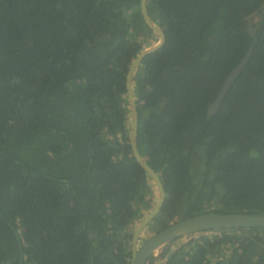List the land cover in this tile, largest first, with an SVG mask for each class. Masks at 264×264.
Here are the masks:
<instances>
[{"label":"trees","instance_id":"obj_1","mask_svg":"<svg viewBox=\"0 0 264 264\" xmlns=\"http://www.w3.org/2000/svg\"><path fill=\"white\" fill-rule=\"evenodd\" d=\"M139 4L0 0V264H129L127 232L152 189L128 132L126 74L151 37ZM263 8L147 0L165 41L133 86L137 149L165 192L155 233L205 213L264 214ZM206 233L166 246L165 264H264V228Z\"/></svg>","mask_w":264,"mask_h":264},{"label":"water","instance_id":"obj_2","mask_svg":"<svg viewBox=\"0 0 264 264\" xmlns=\"http://www.w3.org/2000/svg\"><path fill=\"white\" fill-rule=\"evenodd\" d=\"M139 9L143 18L144 24L147 28L156 34L157 43L154 46L145 47L132 61L128 72L126 74V99L128 104V110L131 120V132H130V148L132 156L141 169L146 173L149 180L153 182L157 189L158 199L155 206L152 208L148 216H146L141 223L136 227L131 238L130 249V263L129 264H146L152 254L163 246H166L177 239L192 234H202V232H218V230L229 229H259L264 228V214L256 213H208L190 216L184 219L175 220L171 222L167 227L159 232L149 235V237L143 241L141 246L138 245V241L144 231L147 230L149 224L154 217L160 212L165 199V192L162 182L158 176L146 163L145 159L139 154L136 145V137L138 130V115L134 99V86L133 79L136 71L139 69L142 60L157 51L164 44L165 37L163 30L155 24L149 17L147 12V0H140ZM252 47L247 51L245 56L240 62L230 71L225 78L222 87L208 109V117L213 115L219 108L225 94L236 79V77L242 72L243 68L247 64Z\"/></svg>","mask_w":264,"mask_h":264},{"label":"rangeland","instance_id":"obj_3","mask_svg":"<svg viewBox=\"0 0 264 264\" xmlns=\"http://www.w3.org/2000/svg\"><path fill=\"white\" fill-rule=\"evenodd\" d=\"M263 11H264V8H263ZM260 20H261V13H255L254 15H252V16H250L248 18L247 22H248V25H249L251 33L254 32L255 26L259 23ZM149 33L151 34L150 41H149L148 44H146L145 47L154 46L157 43V41H158L156 34H154L151 31ZM143 34L144 33H142L141 35L144 36ZM143 39H144V37H140V40H143ZM128 132H129V135H130V130L129 129H128ZM150 185L152 187L151 193L146 196V202H147V205H148L147 209H150V210L146 209L145 211H141L139 213L138 219L135 220L133 225H132V227H130V229H128V232H127L128 234H131V235L133 234V232L136 229V227L141 223V221L146 216H148V214L150 213V211L152 210V208L155 206V204L157 202V199H158L157 189H156L155 185L153 184V182L151 180H150ZM217 207L218 206L215 204V202H211V204L206 205L207 210H213V209H216ZM175 220H179V219H175ZM154 228H156V225H154V224L150 225L149 224L147 230L144 231V233L141 235V237H140V239L138 241V246L143 243V241L146 239V237H148L149 235L151 236V234L154 233L153 232ZM200 235L201 234H194V235L192 234V235L185 236V237H182L180 239H177L174 242L168 244L169 247L166 250H169V252L171 253V252L175 251L178 247H180L182 244L187 243L190 239L195 240V239L199 238ZM212 235H214L213 232H210L208 234L206 233V236H212ZM168 245H166V246H168ZM166 246H163L160 249H157L152 254V256L150 257L151 258V264H165L166 258L168 256V253H166L164 251Z\"/></svg>","mask_w":264,"mask_h":264},{"label":"flooded vegetation","instance_id":"obj_4","mask_svg":"<svg viewBox=\"0 0 264 264\" xmlns=\"http://www.w3.org/2000/svg\"><path fill=\"white\" fill-rule=\"evenodd\" d=\"M221 87H222V86H221ZM218 93H219V92H218ZM217 95H218V94H217ZM216 97H217V96H216ZM212 103H213V102H212ZM220 105H221V104H220ZM219 107H220V106H219ZM217 110H218V109H217ZM217 110L214 112V114L217 112ZM214 114H213V115H214ZM211 116H212V115H211ZM211 116H209V117H211ZM151 232H152V231H151ZM154 233H155V232H154ZM202 233H205V232H202ZM152 234H153V233H152ZM148 237H149V236H148ZM148 237H146V239H147ZM146 239H145V240H146ZM130 243H131V242H130ZM141 245H142V244H140L139 246H141ZM137 246H138V245H137ZM139 246H138V247H139ZM130 249H131V244H130ZM130 252H131V251H130ZM129 263H130V258H129ZM146 264H147V262H146Z\"/></svg>","mask_w":264,"mask_h":264},{"label":"built area","instance_id":"obj_5","mask_svg":"<svg viewBox=\"0 0 264 264\" xmlns=\"http://www.w3.org/2000/svg\"><path fill=\"white\" fill-rule=\"evenodd\" d=\"M208 233V232H207ZM210 233V232H209Z\"/></svg>","mask_w":264,"mask_h":264},{"label":"crops","instance_id":"obj_6","mask_svg":"<svg viewBox=\"0 0 264 264\" xmlns=\"http://www.w3.org/2000/svg\"><path fill=\"white\" fill-rule=\"evenodd\" d=\"M194 235V234H193Z\"/></svg>","mask_w":264,"mask_h":264}]
</instances>
